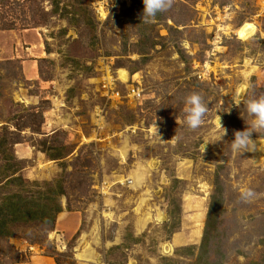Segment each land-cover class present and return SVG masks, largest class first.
Returning <instances> with one entry per match:
<instances>
[{"label":"rangeland","instance_id":"rangeland-1","mask_svg":"<svg viewBox=\"0 0 264 264\" xmlns=\"http://www.w3.org/2000/svg\"><path fill=\"white\" fill-rule=\"evenodd\" d=\"M142 10L0 0V212L25 197L58 209L7 214L0 264H264V129L231 148L264 96V0Z\"/></svg>","mask_w":264,"mask_h":264},{"label":"clouds","instance_id":"clouds-1","mask_svg":"<svg viewBox=\"0 0 264 264\" xmlns=\"http://www.w3.org/2000/svg\"><path fill=\"white\" fill-rule=\"evenodd\" d=\"M142 2L141 20L145 23H150L156 18L158 13L164 12L171 7L172 0H142ZM185 104L187 105L184 117L185 123L189 128L196 129L203 123L207 113V104L203 97L195 92L186 97ZM245 108L248 115L252 118L251 122L246 124L247 126L244 130L235 131L234 139L231 141L232 150L241 154L255 149V142L251 139L252 133H259L260 130L264 129V96L247 100ZM225 132L224 128V134ZM253 195L254 193L251 189L241 192V198L244 200H248Z\"/></svg>","mask_w":264,"mask_h":264},{"label":"trees","instance_id":"trees-1","mask_svg":"<svg viewBox=\"0 0 264 264\" xmlns=\"http://www.w3.org/2000/svg\"><path fill=\"white\" fill-rule=\"evenodd\" d=\"M54 194H56V191L54 192ZM21 201L23 202L19 203L18 201L13 200L10 202V207L6 205V207H8L9 210L7 211L5 216H2V211L0 212V216H1L0 217V221H1L0 222V232H1V227L4 226V223L6 222V220L8 221L7 214L11 215L14 218L16 217L21 218L20 211H19L21 210V208H22L23 215L29 212V215L27 217L40 218L41 221L47 222V223L52 222L53 213H55V211L58 210L57 208L52 209L51 207L48 206V204L34 203L31 197H28V199H26L25 197V199ZM27 204H28V207H27ZM30 205H34L35 207L33 206L34 208L32 209Z\"/></svg>","mask_w":264,"mask_h":264},{"label":"bare ground","instance_id":"bare-ground-1","mask_svg":"<svg viewBox=\"0 0 264 264\" xmlns=\"http://www.w3.org/2000/svg\"><path fill=\"white\" fill-rule=\"evenodd\" d=\"M254 30H255V27L252 23L245 22L241 26H239V28L237 29V33H238L239 37L245 39L248 36H250L254 32ZM121 77L123 78V80H126L125 72H121ZM244 86L239 91L240 95L243 91ZM263 146H264V144H263Z\"/></svg>","mask_w":264,"mask_h":264},{"label":"built area","instance_id":"built-area-1","mask_svg":"<svg viewBox=\"0 0 264 264\" xmlns=\"http://www.w3.org/2000/svg\"><path fill=\"white\" fill-rule=\"evenodd\" d=\"M132 90H133V92L135 93V88H133Z\"/></svg>","mask_w":264,"mask_h":264}]
</instances>
